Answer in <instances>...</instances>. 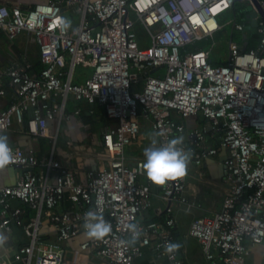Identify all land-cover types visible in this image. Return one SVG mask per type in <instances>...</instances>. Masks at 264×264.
<instances>
[{
	"label": "built area",
	"instance_id": "obj_1",
	"mask_svg": "<svg viewBox=\"0 0 264 264\" xmlns=\"http://www.w3.org/2000/svg\"><path fill=\"white\" fill-rule=\"evenodd\" d=\"M238 1L243 0H43L29 8L0 3V30L10 39L30 34L43 64L34 70L24 60L6 69L14 97L0 109V132L19 122L31 135L46 137L49 121L59 127L70 117L72 98L103 106L116 122L103 132L106 163L89 170L85 182L55 157L54 149L38 156L11 145L10 165L20 171L14 184L0 187V236L15 225L24 229L29 240L18 248L17 259L24 264H86L82 256L92 253L109 264H134L142 248L152 245L164 264H185L180 247L169 252L165 246L179 243L176 207L189 212L200 204L187 193L186 170L162 184L166 206L157 215L163 217L139 219L152 206L154 182L146 175L144 159L131 163L126 148L139 139L142 121L149 122L160 144L186 133L188 141L179 146L190 151L196 165L220 147L227 152L221 207L193 218L189 228L206 258L213 264L242 262L252 248L264 245V18L255 0L248 1L257 13L256 48L244 49L231 39L226 61L218 64L209 49L186 50L214 37L223 28L218 16L235 11ZM257 1L264 10V0ZM67 10L78 19L69 18ZM61 19L71 24L65 28ZM246 20L250 24L249 17L235 18L233 28L247 38ZM138 23L150 40L147 45L139 41ZM78 66L91 69L81 81L75 77ZM5 94L0 83V96ZM81 110L78 106L74 112ZM200 115L219 135L217 146L206 145L205 126L187 128L186 119ZM15 200L35 211L29 222ZM65 200L72 208L57 210ZM88 210L101 213L111 231L100 238L88 236L79 250L66 248L63 242L86 234ZM44 216L57 240L41 232ZM130 224L136 225L137 244Z\"/></svg>",
	"mask_w": 264,
	"mask_h": 264
},
{
	"label": "crops",
	"instance_id": "obj_2",
	"mask_svg": "<svg viewBox=\"0 0 264 264\" xmlns=\"http://www.w3.org/2000/svg\"><path fill=\"white\" fill-rule=\"evenodd\" d=\"M41 1L43 0H0V3L29 8ZM65 14L69 18L74 16L71 10H67ZM246 41L243 33L242 42L239 43L243 45ZM149 43L150 40L146 36V42L141 44L147 45ZM24 60L30 61L34 70H40L39 68L43 66L39 56V48L32 36L25 32L15 39H10L4 31L0 30V83L6 88V94L0 96V109L9 106L14 97V91L9 84V77L5 74V71L15 62ZM225 61L226 59L223 62ZM85 70H89L90 73V69ZM89 73H75L76 81L83 80ZM78 106L81 109L84 106H89V116L92 115L93 117L85 121L81 115L82 110L80 114H75L74 111ZM67 108L70 117L68 119L63 118L59 127L55 120L49 121V135L46 137L31 135L28 133L26 125L19 122H14L12 128L5 133L8 136L10 145L21 146L27 152L33 151L38 156L48 155L54 149L55 157L63 165L71 168L79 181L85 182L89 170L97 169L103 163H106L107 155L104 151L103 132L116 122L107 116L104 107L99 104L91 106L88 103L72 98L69 100ZM90 109H93V112H90ZM26 117H28V114H26ZM142 124L139 139L135 144L126 148L127 155L132 159L131 163L138 157L145 160L143 150L149 146L153 138L158 145L160 144L159 136L152 130L149 122L142 121ZM186 125L188 129L205 126L207 129L206 145L217 146L219 144V135L213 132L208 121L203 116L188 117ZM56 134L57 137L55 139ZM176 137H182V142L188 141L186 133L178 134ZM226 155V150L220 147L218 154L206 158L201 165H196L192 159H189L186 169L187 193L200 206L189 212L181 206H177L175 209L177 223L174 227V232L180 244V253L185 264H213L204 255L201 243L189 235V228L193 218L201 215H210L220 209L225 192L224 160ZM19 171L10 164L0 168V187L14 184ZM143 178L141 179L143 180ZM161 190L162 184L154 182L152 186V206L139 215L140 220L147 221L163 217L157 215V211L164 209L166 206V202L160 197ZM14 205L25 209L23 214L25 222H29L35 214L32 208L20 201L15 200ZM71 205L68 200H65L57 207V210L71 209ZM41 232L46 239L57 240V231L46 216L42 219ZM87 238V234L81 233L75 238L63 242V246L71 250H79L80 243ZM28 240V236L21 226H13L12 230L5 234L4 239L0 240V264H24L23 261L16 258V252ZM132 243L137 244L138 240H132ZM261 251L263 252L260 254ZM82 257L85 259L86 264H109L106 258L96 254L90 253L89 256ZM247 257H254V263L251 264L260 263L261 259H264V245L252 248ZM246 258L242 262L234 261L231 264H246ZM134 264H164V260L157 257L155 249L151 245L142 248Z\"/></svg>",
	"mask_w": 264,
	"mask_h": 264
},
{
	"label": "clouds",
	"instance_id": "obj_3",
	"mask_svg": "<svg viewBox=\"0 0 264 264\" xmlns=\"http://www.w3.org/2000/svg\"><path fill=\"white\" fill-rule=\"evenodd\" d=\"M60 23L67 28L71 21L61 19ZM182 137L172 138L167 143L159 144L153 138L149 146L144 148V169L146 175L157 184H164L167 180L183 176L186 172L190 159V151L179 146L182 144ZM13 159V152L6 133L0 132V168L9 165ZM84 228L90 237L100 238L111 231V224L103 218V215L94 210L84 213ZM132 239L138 236L136 225L130 224ZM4 237L0 236V240ZM177 242L166 243L165 250L173 251L178 249Z\"/></svg>",
	"mask_w": 264,
	"mask_h": 264
},
{
	"label": "rangeland",
	"instance_id": "obj_4",
	"mask_svg": "<svg viewBox=\"0 0 264 264\" xmlns=\"http://www.w3.org/2000/svg\"><path fill=\"white\" fill-rule=\"evenodd\" d=\"M253 10V6L248 0H243L237 3L236 10H227L218 16V22L223 25V28L215 33L214 37L205 39L200 43L204 45L205 49H209L211 52V59L214 64H218L227 59L229 55V42L232 39L235 42H242L243 32L233 28V21L236 18L237 21H242L247 19L248 12ZM74 18L78 19V14H74ZM248 21V20H246ZM247 25V30L252 32V27L249 23ZM135 30L139 36L140 43L146 42V31L141 24L135 26ZM91 72V69H90ZM79 73H89V70H85L83 67L78 66L76 68V74ZM142 81L138 83L141 84ZM263 251L260 252V254ZM247 257L246 264L254 263V257ZM258 264H264V259Z\"/></svg>",
	"mask_w": 264,
	"mask_h": 264
},
{
	"label": "trees",
	"instance_id": "obj_5",
	"mask_svg": "<svg viewBox=\"0 0 264 264\" xmlns=\"http://www.w3.org/2000/svg\"><path fill=\"white\" fill-rule=\"evenodd\" d=\"M238 2H240V1H238ZM237 3L235 5V10H236ZM245 22L247 24L249 23L248 21H245ZM246 39H247V49L256 48L258 46L259 37H258V35L256 33V28L255 27L254 28L252 27V32ZM200 42L201 41L195 42L193 44H189L186 47V50H195V49H201V48L203 49L204 45H202ZM222 63H224V62H222ZM39 69H41V68H39ZM67 110H68V108H67ZM81 115H82V118H84L85 121H88L90 119V117H93L92 115L89 116V106L82 107Z\"/></svg>",
	"mask_w": 264,
	"mask_h": 264
},
{
	"label": "water",
	"instance_id": "obj_6",
	"mask_svg": "<svg viewBox=\"0 0 264 264\" xmlns=\"http://www.w3.org/2000/svg\"><path fill=\"white\" fill-rule=\"evenodd\" d=\"M256 4H257V7H258V10H259V15L261 18H264V10L261 8L260 4L258 3L257 0H255ZM257 15L256 11L252 10L250 12H248V17L250 18V26L252 27H255L257 22L256 20L254 19V17ZM245 35V34H244ZM246 37V35H245ZM243 47L244 49L247 47V42H245L243 44Z\"/></svg>",
	"mask_w": 264,
	"mask_h": 264
}]
</instances>
